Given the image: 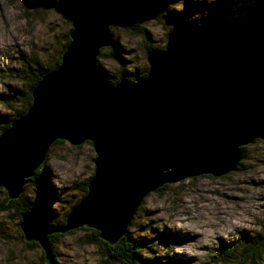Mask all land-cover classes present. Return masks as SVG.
Listing matches in <instances>:
<instances>
[{"label": "water", "instance_id": "95a60500", "mask_svg": "<svg viewBox=\"0 0 264 264\" xmlns=\"http://www.w3.org/2000/svg\"><path fill=\"white\" fill-rule=\"evenodd\" d=\"M152 1L67 0L72 29L58 66L0 133V188L9 200L20 197L55 141L89 142L96 155L86 194L62 224L20 215L23 241L37 243L44 264H61L50 235L85 227L114 245L150 193L187 178L231 176L241 147L264 141V18L228 45H212L200 28L173 30L163 50L147 52L145 76L103 82L96 59L111 44L109 27L139 21Z\"/></svg>", "mask_w": 264, "mask_h": 264}, {"label": "rangeland", "instance_id": "374dc122", "mask_svg": "<svg viewBox=\"0 0 264 264\" xmlns=\"http://www.w3.org/2000/svg\"><path fill=\"white\" fill-rule=\"evenodd\" d=\"M49 1L55 6L44 10L35 7L33 0H0L2 120L21 109L22 96L32 77L23 64L31 62L35 70L55 66L72 29L71 16L65 9L67 0ZM145 7L149 15L163 8L169 12L140 22L143 34L132 36L119 23L111 25L109 32L118 41L121 56L115 61L110 50H100L97 61L106 75L118 74L122 68L137 77L146 73V43L154 50H163L167 35L179 25L181 12L187 25L191 20L200 24L214 46L232 30L254 26L264 18V0H177L171 4L168 0H153ZM10 96L19 100L8 102ZM95 156L89 143H53L44 159L43 181L21 193L29 211L48 223L64 222L71 207L85 194ZM241 159L245 169L235 170L231 176L217 180L206 176L187 178L150 193L127 227L131 239L151 246L142 256L164 264H229L221 261L223 249L264 231V141L245 146ZM3 197L7 195L0 188V199ZM19 222L11 212L0 213V264H42L41 249L25 244ZM89 233L76 230L61 237L52 246L57 260L61 264H100L96 246L82 241Z\"/></svg>", "mask_w": 264, "mask_h": 264}, {"label": "trees", "instance_id": "16d2710c", "mask_svg": "<svg viewBox=\"0 0 264 264\" xmlns=\"http://www.w3.org/2000/svg\"><path fill=\"white\" fill-rule=\"evenodd\" d=\"M176 1L177 0H168V3L171 4ZM150 3L151 2H149L148 4ZM166 6L167 5H165V7ZM145 8L146 7H144L143 9L144 17L142 19L132 24L120 23L119 24L120 27H122L126 33L132 36L143 34L144 32L143 28L139 27L140 22L149 19L150 18L149 16L153 17L155 15V19H156L158 18V15L162 16L164 15L163 13L169 12V10H166L165 8H163L159 11H156L153 15H149L145 13ZM65 9L67 13L70 14V11L68 9V2L66 3ZM183 15H184V12H181L179 25L171 29V31L173 30L182 31L185 29L201 28L200 24L194 20H191L190 24L187 25L186 24L187 20L185 21V17ZM150 19H154V18H150ZM250 28L251 27H245L243 30H239L238 28L232 30V32L228 34L227 38L223 40L221 44H218V45H228L229 40L232 36L243 34L246 30ZM110 39H111V44L109 47H107V49L112 52L113 57L115 58V61H118V57L121 56V54L118 51L119 49L118 41L113 39L111 37V34H110ZM69 41L70 40L68 37L65 44L63 45V49H65ZM146 45H147L146 52H149L150 50L155 49L152 46H150L148 43H146ZM58 64H59V59L56 62L55 66L53 67L45 66V67L40 68L39 70L33 69L31 62L30 63L25 62L23 64L26 71L32 74V77L28 80L29 81L27 84L28 89L25 92V94L22 96L23 100H22L21 109L19 111L17 110L15 115L11 118H8L6 121L2 120L3 118L0 116V133H2L7 127H9V124L12 120L25 114V112L27 111L28 107L31 104V90L34 88V86L39 82V80L42 78V76L46 72L52 70L53 68H56ZM96 65L101 74V79L107 85H114L121 78H125L126 80L130 82H133L135 79L139 78L132 73L131 74L126 73V70L124 68H122V70L118 74L106 75L104 73L103 66L97 61V59H96ZM145 74L146 73L142 74L140 77L145 76ZM6 97L7 96L3 95L2 99L3 98L6 99ZM13 98L17 101L19 100V97L10 96L8 102H11ZM8 106L9 108L12 107L11 104H8ZM60 142H64V141L57 140L54 143H60ZM244 150H245V147H241L242 157H243ZM44 166H45V160L43 164L39 167V169L35 171L34 176L31 178L30 184L26 185L24 189L27 188L29 185L36 186V183L41 184V182L43 181V177L45 175ZM245 167L246 166L245 164H243V161L241 159L240 164L236 167V170L240 171L242 169H245ZM91 176L89 177V179L91 178ZM206 177L211 178L212 176H206ZM89 179L87 180L84 186L85 194L87 191L86 186H87ZM166 186L167 185L162 186L157 191L160 192L164 190ZM33 190L37 192V187H35ZM29 210H30L29 205L23 200L21 195L18 199H15V200H9L8 197H3L2 199H0V213L11 212L14 215V217H17L20 219V215L23 212H27ZM62 223L63 222H52L50 224L57 225V224H62ZM77 230H83V231L90 232L88 235L85 236V238H83L82 241L88 244H94L96 246L97 252L99 254L100 264H114V263H117V264H164V263L153 260L151 257H147V258L143 257L142 254L145 253L146 250L149 249L151 246L149 244H146L145 242H141V241L138 242V241L131 239L130 235L127 233V230L124 236L121 237L120 240L114 245H109L106 242L102 241L98 236V232L93 229L82 227ZM75 231L76 230L69 231L65 234L50 235L49 241H50L51 246L56 244L60 240L61 237L66 236L68 234H72ZM160 240L162 241V238ZM25 244L32 249L39 247L37 243L35 242H29ZM162 244H164L163 241H162ZM53 254L55 258L57 259L54 251H53ZM41 257L43 261L42 253H41ZM263 260H264V231L258 233L256 236H253V237L251 236L244 237L240 241L239 244L233 245L227 249H223L222 258H221V261H224L229 264H259ZM42 264H44V262ZM170 264H175V263L172 262Z\"/></svg>", "mask_w": 264, "mask_h": 264}, {"label": "bare ground", "instance_id": "6f19581e", "mask_svg": "<svg viewBox=\"0 0 264 264\" xmlns=\"http://www.w3.org/2000/svg\"><path fill=\"white\" fill-rule=\"evenodd\" d=\"M179 235H181V233Z\"/></svg>", "mask_w": 264, "mask_h": 264}]
</instances>
